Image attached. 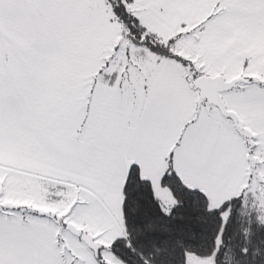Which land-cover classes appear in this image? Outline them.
I'll return each instance as SVG.
<instances>
[{"label":"snow or ice","instance_id":"6c2138e0","mask_svg":"<svg viewBox=\"0 0 264 264\" xmlns=\"http://www.w3.org/2000/svg\"><path fill=\"white\" fill-rule=\"evenodd\" d=\"M257 188L264 0H0V264H190Z\"/></svg>","mask_w":264,"mask_h":264},{"label":"trees","instance_id":"16d2710c","mask_svg":"<svg viewBox=\"0 0 264 264\" xmlns=\"http://www.w3.org/2000/svg\"><path fill=\"white\" fill-rule=\"evenodd\" d=\"M207 206H210L208 200ZM235 211L229 216L228 209L226 207L224 212H214L212 214H204L203 223L194 225V230L197 233L196 251L200 253V256H194L200 259L212 258L215 255V250L211 254L205 255L208 249L212 248L213 244L219 245L220 236L219 233L223 229L224 240H229L230 237L239 245L248 239V234H251V238L254 243L264 238V210L260 215L254 208L247 204L245 207L236 208L232 206ZM219 208V206L217 207ZM242 214H237L241 213ZM227 225L226 229L224 225ZM163 237L160 236L157 239V243H161ZM264 252V248L261 249ZM178 257V253L176 254ZM221 264H236V257L231 253L220 257Z\"/></svg>","mask_w":264,"mask_h":264},{"label":"crops","instance_id":"0c3cea01","mask_svg":"<svg viewBox=\"0 0 264 264\" xmlns=\"http://www.w3.org/2000/svg\"><path fill=\"white\" fill-rule=\"evenodd\" d=\"M240 187L243 188V185H241ZM234 188V184H229L227 186H217L216 188L211 190L206 189V191L208 192V200L210 202V206L212 208H217L221 203L228 200L230 196L237 195V192L233 190ZM189 260L190 264H213L212 258L200 259L194 256H190Z\"/></svg>","mask_w":264,"mask_h":264},{"label":"rangeland","instance_id":"374dc122","mask_svg":"<svg viewBox=\"0 0 264 264\" xmlns=\"http://www.w3.org/2000/svg\"><path fill=\"white\" fill-rule=\"evenodd\" d=\"M247 204H250V207L254 208L260 215L262 214L264 210V196L260 195L259 188H257L255 191L249 192Z\"/></svg>","mask_w":264,"mask_h":264}]
</instances>
